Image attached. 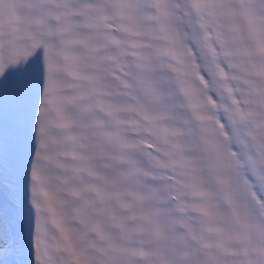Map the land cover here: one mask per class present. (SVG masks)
<instances>
[{
	"label": "snow or ice",
	"instance_id": "obj_1",
	"mask_svg": "<svg viewBox=\"0 0 264 264\" xmlns=\"http://www.w3.org/2000/svg\"><path fill=\"white\" fill-rule=\"evenodd\" d=\"M0 264H264V0H0Z\"/></svg>",
	"mask_w": 264,
	"mask_h": 264
}]
</instances>
